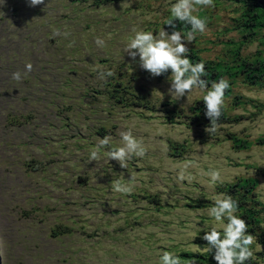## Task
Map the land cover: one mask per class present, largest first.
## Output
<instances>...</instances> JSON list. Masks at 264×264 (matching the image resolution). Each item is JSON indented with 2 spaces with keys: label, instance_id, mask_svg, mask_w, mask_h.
<instances>
[{
  "label": "rangeland",
  "instance_id": "374dc122",
  "mask_svg": "<svg viewBox=\"0 0 264 264\" xmlns=\"http://www.w3.org/2000/svg\"><path fill=\"white\" fill-rule=\"evenodd\" d=\"M129 3L44 0L30 7L28 0H0V264H159L165 250L217 264L202 237L214 222L211 198L221 192L238 200L237 215L256 211L260 224L248 232L254 258L264 264V85L234 76L224 108L239 118L207 134L210 123L190 121L205 93L197 88L190 103L187 96L173 102L170 74L152 77L124 51L134 26L171 34L164 22L175 0ZM214 5L193 13L207 9L206 32L187 45L201 61L227 59L223 41L239 39L231 27L240 3ZM258 50L264 57L260 34L241 54ZM107 70L113 75L100 79ZM17 71L19 81L12 79ZM112 85L122 89V102L109 97ZM129 129L145 157L133 156L126 169L99 148V160L90 162L99 138L110 135L116 145ZM181 169L188 179L178 183ZM212 169L222 182L212 183ZM131 174V194L112 191V180L123 176L128 185ZM242 179L255 184L246 190Z\"/></svg>",
  "mask_w": 264,
  "mask_h": 264
},
{
  "label": "clouds",
  "instance_id": "9594fccd",
  "mask_svg": "<svg viewBox=\"0 0 264 264\" xmlns=\"http://www.w3.org/2000/svg\"><path fill=\"white\" fill-rule=\"evenodd\" d=\"M30 7L44 4V0H28ZM48 6V5H47ZM129 0H121V8L130 7ZM196 6L215 7L214 0H175L168 11L170 16L165 20V25L172 29L171 34L162 30L154 34L152 31L138 29L135 26L131 29L133 35L129 37L124 51L128 56L136 61L139 58V66L148 72L152 77H159L166 73L170 87L168 94L173 102L187 96V103L191 102V94L195 89L204 92L202 101L206 109L205 115L210 120V125L205 126L204 131L211 135L215 134L220 125L218 121L223 114L224 97L230 88L227 79L212 81L211 87L206 77V67L201 61L193 64L188 56V44L195 40L196 33H205L207 30V18L194 15ZM184 28H190L182 34L181 28L178 30V23ZM59 35V31L56 32ZM98 47H104V41L96 38ZM26 72H31L32 64L25 65ZM111 70L101 71L100 79L111 77ZM12 79L19 81L20 72H14ZM154 91L153 94H155ZM120 143L113 145L112 137L106 135L99 138L96 148L90 151V162L99 160V148H107V157L115 160L121 168L127 169V161L133 156L143 158L147 151L143 146V141L134 137L132 130L120 131ZM213 184L221 181V173L218 169H212L207 173ZM135 174H131L129 184L123 183V176L111 181L113 192L131 194L132 187L129 186L136 180ZM177 182L188 179L184 169L176 175ZM190 182V181H189ZM222 182V181H221ZM264 186V185H262ZM211 206L207 214L213 219L212 224L204 225V235L202 239L207 242L209 250H214V260L217 264H246L254 258L252 245L255 241L253 234L248 232V224L245 219L237 215L239 209L238 200L227 193H218L211 198ZM224 221H227L226 223ZM159 264H199L196 259L185 261L180 255L171 251L158 253Z\"/></svg>",
  "mask_w": 264,
  "mask_h": 264
},
{
  "label": "trees",
  "instance_id": "16d2710c",
  "mask_svg": "<svg viewBox=\"0 0 264 264\" xmlns=\"http://www.w3.org/2000/svg\"><path fill=\"white\" fill-rule=\"evenodd\" d=\"M118 0H93L94 4L102 5L106 3H111ZM240 3L238 15L234 18L235 24L232 25L231 29L235 30L239 34V39L237 41L233 39L223 41V47L227 52V59H219L217 61L213 60H202L206 67V77L209 85L212 81H219L223 76L227 75L230 78L227 79L230 83L232 78L237 74H242L243 81L254 84V85H264V57L261 55L262 51L258 50L253 55H242V48L250 43L254 37L260 34V37L264 38V0H237ZM207 14V9H200L198 15L204 18ZM178 23V22H177ZM165 25V22H164ZM167 26V25H165ZM168 27V26H167ZM181 28L182 32H186L190 28H184L178 23V30ZM171 29V28H170ZM189 58L193 64L201 61L195 50H190L188 53ZM171 74L166 73L158 78H163ZM112 84V83H110ZM122 89L116 88L115 85H112L108 90L109 97L117 102H122L124 99L121 93ZM231 92L229 88L225 94L228 96ZM261 107L263 105L254 104V107ZM260 108H257L259 110ZM192 115L190 116V121L195 123H210V120L205 115L204 102L201 99H198L191 106ZM223 114L220 117L218 123L229 122L237 120L239 117L230 116L223 106ZM234 144H244L248 146V143L244 140L238 139L237 137L233 138ZM259 142H264V139H260ZM250 144V142H249ZM251 184H255L254 181H249L247 179H242L238 184L239 187H242L248 190V187ZM236 186V188L238 187ZM243 219L247 221L249 227H257L260 224V220L256 217V211L251 208L243 209L239 214ZM210 255L214 259V250H210ZM185 259L197 258L200 261H203V257H197L194 255H188L186 253L182 254ZM246 264H259L258 260L253 258L246 262Z\"/></svg>",
  "mask_w": 264,
  "mask_h": 264
}]
</instances>
